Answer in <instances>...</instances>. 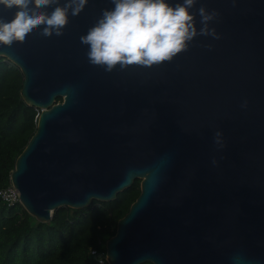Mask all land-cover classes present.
Returning a JSON list of instances; mask_svg holds the SVG:
<instances>
[{"label": "water", "instance_id": "obj_1", "mask_svg": "<svg viewBox=\"0 0 264 264\" xmlns=\"http://www.w3.org/2000/svg\"><path fill=\"white\" fill-rule=\"evenodd\" d=\"M201 6L219 13L209 26L221 39L197 36L151 68L89 64L80 37L112 0L69 14L61 37L40 26L0 45L24 76L23 100L40 111L10 176L32 217L111 202L141 181L107 243L110 264H264V0H197V31ZM15 11L0 8V18Z\"/></svg>", "mask_w": 264, "mask_h": 264}, {"label": "trees", "instance_id": "obj_2", "mask_svg": "<svg viewBox=\"0 0 264 264\" xmlns=\"http://www.w3.org/2000/svg\"><path fill=\"white\" fill-rule=\"evenodd\" d=\"M23 83L21 70L0 57V191L10 187L16 161L37 130L39 110L23 100ZM140 194L141 181L136 180L114 201L63 207L47 223L0 196V264H100L91 252L105 258L108 241Z\"/></svg>", "mask_w": 264, "mask_h": 264}, {"label": "clouds", "instance_id": "obj_3", "mask_svg": "<svg viewBox=\"0 0 264 264\" xmlns=\"http://www.w3.org/2000/svg\"><path fill=\"white\" fill-rule=\"evenodd\" d=\"M88 2L66 0L61 5L60 0H0V8L5 11L16 9L10 22L0 18V45L23 43L40 26H45L40 33L43 37H61L69 24V14L79 16ZM112 3L114 9L104 10L87 35L80 37L83 45L90 46L87 53L89 64L101 66L107 73L117 66L121 70L129 66L151 68L172 61L187 51L189 42L197 36L221 39L209 26L219 13L215 10L209 12L204 6L198 10L202 27L197 31L194 16L190 14L197 0H183L174 6L166 0H112ZM53 5H56L54 11L48 14L45 9ZM242 107H247V101ZM215 143L224 147L219 131L215 133ZM213 164H216L215 160Z\"/></svg>", "mask_w": 264, "mask_h": 264}, {"label": "built area", "instance_id": "obj_4", "mask_svg": "<svg viewBox=\"0 0 264 264\" xmlns=\"http://www.w3.org/2000/svg\"><path fill=\"white\" fill-rule=\"evenodd\" d=\"M39 115L37 116V120L39 118ZM0 196L2 198V200H4L6 203H8L9 205H14L16 203H21L20 200V193L19 191L14 187V185L11 182L10 187H8L7 189H4L3 191H0ZM91 255L94 257V259H96L100 264H110L108 262V257L107 255L105 256V258L98 254L96 251H92Z\"/></svg>", "mask_w": 264, "mask_h": 264}]
</instances>
